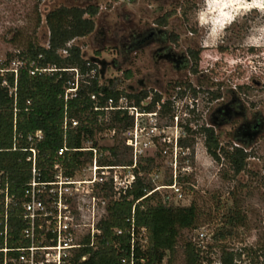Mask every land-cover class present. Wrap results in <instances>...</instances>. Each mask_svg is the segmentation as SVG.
Wrapping results in <instances>:
<instances>
[{
  "label": "rangeland",
  "instance_id": "rangeland-1",
  "mask_svg": "<svg viewBox=\"0 0 264 264\" xmlns=\"http://www.w3.org/2000/svg\"><path fill=\"white\" fill-rule=\"evenodd\" d=\"M88 4H97L100 8L95 17V28L86 37L76 39V43L82 46L84 58L96 62L100 82L112 79L116 87L126 93L149 89L152 90L150 96L157 91L162 94V100L172 101L165 109L162 108V100L160 106L156 103L150 109L157 112V122H143L148 127L156 123L157 134L161 136L145 155L138 158L142 165L146 164L145 158H155L151 172L146 173L139 166L142 176L152 180L154 174L159 173V183L171 176L175 150L173 143L171 146L168 140H163L164 136L175 142V138L181 135L184 143L189 144L187 147L180 143L186 153L180 154L178 166L188 170L185 179L180 180L185 193V200L180 204L196 202L200 218L194 228L181 231L173 264H184L183 244L194 242L202 228L210 234L204 243L209 244L216 257L222 252V245L227 250L236 251L256 248L264 242V48L245 47L243 40L252 24L264 21V13L258 12L257 7H252L247 0H213L210 8H228V12L221 11L219 15L228 20L233 16L237 18L224 29L219 40H213L212 46L208 47L203 30L194 20V12L201 6L202 0H0V61H4L9 52H18L19 46L29 38L43 45L48 44L50 32L46 15L49 11L62 5ZM172 9L176 13L169 18L166 30L171 34V39L172 32L178 34L177 45L170 41L164 44L153 40L140 48L131 47L133 34H141L152 28L157 18ZM163 46H170L180 54L187 53L189 48L199 50L198 72L193 73L190 68L192 58L187 68L176 67L163 55ZM15 62H19L17 58ZM15 62L13 67L16 66ZM128 69L133 72L132 78L125 77L124 71ZM74 75L78 80L77 72ZM87 77V74L79 75V81L87 83ZM176 81L182 82L181 89L175 86ZM186 82L196 87L198 92H192ZM212 90H219L222 96L211 99ZM175 96L181 104L179 106L184 100L193 99L198 111L185 119L181 107L173 102ZM233 97L240 99L242 113L232 115L228 122L216 123L215 111ZM150 101H145V105ZM176 113L179 114L178 124L173 117ZM112 116L113 113L109 115V120ZM128 117L129 124L135 123L133 116ZM260 119L259 130L250 138L237 134V129L243 123L251 124ZM187 123L196 129L193 135L185 132L184 125ZM202 125L213 126L221 144L230 142L233 147L236 144L244 146L250 154L247 169L234 175L224 157L220 160L213 158L205 146V136L200 131ZM130 126H116L117 132L113 135L105 125L102 129H96L93 137L84 141V145H95L99 152L102 151L101 160L117 165L127 163L119 160L129 161L133 156L131 148L125 143L126 130ZM237 135L242 140H237ZM107 147H114L116 154L103 149ZM165 148L172 150V159L170 153H162ZM91 163L87 161L76 172L75 178H92ZM89 191L91 194H86L88 191L77 193L72 207L82 215L83 223L91 221L94 215L97 223L106 215L107 205L114 197L113 191L108 184H99L95 188L91 186ZM234 205L244 215L243 223L234 229L233 235L226 241L216 242L213 234ZM87 228L82 227L79 236L86 234ZM244 252L251 264H264V256L256 258L253 263L249 251ZM167 259L168 256L162 264H167Z\"/></svg>",
  "mask_w": 264,
  "mask_h": 264
},
{
  "label": "trees",
  "instance_id": "trees-1",
  "mask_svg": "<svg viewBox=\"0 0 264 264\" xmlns=\"http://www.w3.org/2000/svg\"><path fill=\"white\" fill-rule=\"evenodd\" d=\"M117 1V0H116ZM99 5L88 4L85 6L62 5L49 11L46 15V23L49 28V42L40 44L29 38L26 43L19 46L18 52L7 54L4 61H0V172H3V180L7 179L10 194L14 200L10 203L8 212L10 247L26 245L28 240L23 237L25 221L23 220L22 199L28 182L32 178V162L28 160L30 150L25 148L35 146L37 153V171L39 177L49 180L54 176V165L57 161L63 166L67 175H73L81 169L85 163L91 160V151L74 150L82 147L84 141H88L94 135L96 129L116 126L127 127L129 117L125 111L114 112L111 120L99 122V114L103 111H94L92 93L99 94L100 104H105L108 98L116 100L125 94L134 99L138 106L150 96L152 90L142 89L137 93H126L116 87L114 81L100 82L98 66L94 61L84 58L82 46L76 43V39L86 37L95 28V17L99 13ZM176 10L166 12L156 19V22L167 25ZM178 34L172 32V41L178 42ZM74 41L71 45L70 42ZM67 50V54L62 51ZM192 57V72H198L200 51L189 48ZM17 58L22 65H18L17 73L12 64ZM90 62V65L87 63ZM54 64L58 69L52 72L30 74V69L35 67H47ZM69 68H77L81 75L89 74L95 70L94 77H87L86 82H78V94L67 101L64 100L65 88L68 82L75 81L74 72ZM126 78H132L133 72L124 71ZM181 81H176L175 86H182ZM187 87L194 93L198 90L189 82ZM16 88L11 94V89ZM181 92V91H180ZM184 93V91H182ZM211 99L222 96L219 90L210 91ZM162 100V94L155 91L152 99L142 109H150ZM172 102L167 99L162 104L165 109ZM79 120V125L64 130V118ZM187 135H193L195 128L184 125ZM41 130L43 138L38 141H29L28 137ZM200 131L205 136V146L208 153L220 160L221 156L227 160L234 175L247 169L250 154L244 146H231V143L221 144L220 136L213 126L202 125ZM182 146H187L181 138ZM95 144V143H94ZM66 146L69 148L63 156H58V150ZM116 154L114 147L103 148ZM119 161L132 163V160ZM146 164L141 165L146 173L152 171L154 157L145 158ZM181 179H185L180 177ZM166 181H170L167 179ZM145 177H137L133 187L119 200H110L106 215L103 216L97 226L101 233L96 236L94 245H86L78 250L73 264H162L168 256L167 264H173V258L177 251V244L183 229L194 228L200 218V209L196 202L189 205H167L155 196L146 197L136 203V200L144 196L145 189L150 187ZM108 196V194H105ZM135 211L133 213V207ZM226 218L222 221L214 234L216 242L222 243L233 235L234 229L243 223L244 215L237 205L229 208ZM4 201L0 195V248L4 246ZM134 225L137 238L131 243V226ZM145 230L144 239L139 237V231ZM121 230V233H117ZM85 243L89 244L90 236H86ZM244 251L256 258L264 256V242L256 248H242V251L230 252L222 245V255L225 264H233L234 258L241 257ZM184 264H199L200 254L192 241L183 244ZM3 252H0V260ZM83 257H85L83 259Z\"/></svg>",
  "mask_w": 264,
  "mask_h": 264
},
{
  "label": "built area",
  "instance_id": "built-area-1",
  "mask_svg": "<svg viewBox=\"0 0 264 264\" xmlns=\"http://www.w3.org/2000/svg\"><path fill=\"white\" fill-rule=\"evenodd\" d=\"M74 41L70 42L71 45ZM63 54H67V50L62 51ZM91 61V60H90ZM96 63V62H95ZM16 66L13 70L17 73L18 65L22 63L15 62ZM90 65V62L87 63ZM58 68L54 65H48L47 67H35L30 69V74L35 75L36 73L42 72H52ZM69 71L77 72L78 80H76L74 75L73 82L69 81L68 86L65 88L64 100L67 101L78 94V82L80 71L77 68H69ZM96 71L93 69L88 74L89 77H94ZM16 88L11 89V94L15 92ZM99 94L92 93L90 95L91 99L94 100V111H103L104 114L100 113L98 117L99 122L110 121L109 115L114 114L116 111H125L128 116H133L135 123L130 124V128L126 130V145L131 148L133 156L131 158L132 163H120L119 165L115 163L108 162V160H101L102 151L99 152L95 145H82L80 148H75L74 150L80 151H91V165L90 170L92 173V178L88 180L75 178L76 171L73 175H67L64 172L63 166L60 161H57L54 165V176L49 180H44L39 177V172L37 171V153L38 150L35 146L31 145L26 150L31 151V155L28 160L32 162V178L28 182L27 187L24 191L22 199L23 208V220L26 225L23 230V237L28 240L26 245H21L17 247H10L7 243L9 238V226H8V212L10 203L14 200V195L10 194L9 185L7 179L3 180V172H0V195L3 197L4 201V246L0 248V252H3V257L0 260L2 264H73V259L78 252V250L86 245H94V240L97 235L101 233L95 220V215L92 217L91 221H82V215L78 210L72 205L75 195L82 191H88L86 194H91L89 191L91 186L95 188L97 185L108 184L113 191L114 196L112 199L119 200L125 196L129 189H131L137 180V177L142 176V170L139 168L140 160L138 158L145 155L147 150L155 143L157 138L161 136L157 134L158 126L153 124L148 127L145 126L143 122H157V112L147 111L142 109V105H145V101L151 100L152 96H148L141 102V106H138L134 99L128 98L127 95L122 94L118 100L114 97L108 98L105 104H100ZM175 99V100H174ZM173 99L177 107H181V112L185 119H189L191 114H194L197 110V104L193 102V99L184 100L182 106H179V100L177 96ZM180 99V98H179ZM186 99V98H185ZM195 101V100H194ZM164 100H162V103ZM172 102V101H171ZM148 103V102H147ZM160 106V103L157 102ZM175 106V105H173ZM198 111V110H197ZM149 117L148 121L146 120ZM177 124L179 123V114L176 113L174 116ZM79 125V120L75 118H69L67 115L64 118V130L68 128H74ZM108 128V127H106ZM109 132L113 135L116 134V127L108 128ZM181 135L175 138V142H172V138L164 136L163 140L170 143L174 148L173 153V172L168 178L170 181H164L159 183L157 180L160 177L159 173H155L152 180H147L151 183V186L145 189V194L141 198L136 200V203L143 200L146 197L155 196L161 199V201L167 205H181V201L185 200V193L183 187L180 185V177L184 178L187 173V168L178 166V159L180 154L185 155V151L180 145ZM43 138V133L41 130L35 132L34 135L28 137L29 141L35 142ZM168 138V139H167ZM236 146H238L236 144ZM69 150L66 146L58 150V156H63L64 153ZM220 156L223 157L220 150L218 151ZM163 154H169L172 159V150L164 149ZM151 157V156H149ZM100 161V163H99ZM172 164V160H171ZM80 170V169H79ZM145 172V171H144ZM153 181V182H152ZM88 188V190H87ZM86 189V190H85ZM118 195V197H116ZM96 199L95 196H93ZM133 213L135 211V206L133 207ZM82 227H88L86 234L79 236ZM121 230H117V233H121ZM131 234V243H135L137 238L134 225L131 226L129 230ZM90 236L91 241L89 244L85 243L84 239L86 236ZM145 230L142 228L139 231V237L142 241L146 242L144 239ZM210 234H208L205 228H202L197 239L194 240V244L199 250L200 259L199 264H225L223 261L222 252L218 257L215 256V252L209 249V244H205V240L208 239ZM227 249V248H226ZM230 252L237 253L242 251L239 250H228ZM242 253L241 257H235L233 264H251L250 261L246 260V256ZM85 257H83L84 259ZM245 261V262H244Z\"/></svg>",
  "mask_w": 264,
  "mask_h": 264
},
{
  "label": "flooded vegetation",
  "instance_id": "flooded-vegetation-1",
  "mask_svg": "<svg viewBox=\"0 0 264 264\" xmlns=\"http://www.w3.org/2000/svg\"><path fill=\"white\" fill-rule=\"evenodd\" d=\"M168 25V23H167ZM167 25H162L158 22L154 23V26L141 34H133V42L131 47L140 48L149 44L151 41H160L162 43H167L168 41L172 42V44L177 45L176 42L172 41L170 38L171 34L166 30ZM164 51L162 52L170 62H173L178 68H187L190 63V59L192 58L189 51L187 53H177L170 46H163ZM192 61V60H191ZM193 66V61L190 64V68ZM181 89V86H178ZM186 89V88H185ZM219 99V98H218ZM241 102L237 97H233L229 102H227L224 106L219 107L214 113V120L216 123L228 122L230 117L235 114H240L241 112ZM262 120H256L254 123H243L238 129L237 134L242 136H248L249 138L253 135L254 132L258 131ZM237 135V140H242ZM240 146V145H239Z\"/></svg>",
  "mask_w": 264,
  "mask_h": 264
},
{
  "label": "clouds",
  "instance_id": "clouds-1",
  "mask_svg": "<svg viewBox=\"0 0 264 264\" xmlns=\"http://www.w3.org/2000/svg\"><path fill=\"white\" fill-rule=\"evenodd\" d=\"M252 7H257V11L264 13V0H247ZM213 0H202L200 7L194 12V20L203 30V38L211 47L213 40H219L224 29L231 24L237 17L233 16L231 20L219 15L221 11L228 12V8L223 10L219 8H210ZM251 9H249L250 11ZM245 47L264 48V21H257L252 24L243 40Z\"/></svg>",
  "mask_w": 264,
  "mask_h": 264
}]
</instances>
